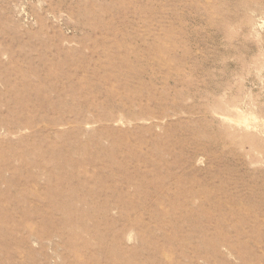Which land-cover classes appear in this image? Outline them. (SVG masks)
Listing matches in <instances>:
<instances>
[{
    "label": "rangeland",
    "instance_id": "rangeland-1",
    "mask_svg": "<svg viewBox=\"0 0 264 264\" xmlns=\"http://www.w3.org/2000/svg\"><path fill=\"white\" fill-rule=\"evenodd\" d=\"M0 264H264V0H0Z\"/></svg>",
    "mask_w": 264,
    "mask_h": 264
}]
</instances>
